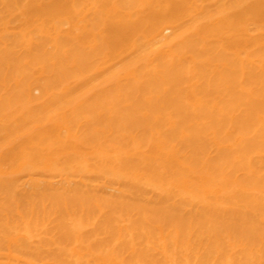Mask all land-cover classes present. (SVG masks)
Instances as JSON below:
<instances>
[{"label":"bare ground","instance_id":"bare-ground-1","mask_svg":"<svg viewBox=\"0 0 264 264\" xmlns=\"http://www.w3.org/2000/svg\"><path fill=\"white\" fill-rule=\"evenodd\" d=\"M0 264H264V0H0Z\"/></svg>","mask_w":264,"mask_h":264}]
</instances>
